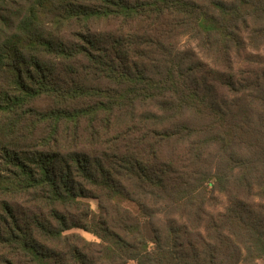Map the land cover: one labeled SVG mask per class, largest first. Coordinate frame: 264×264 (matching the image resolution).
Returning a JSON list of instances; mask_svg holds the SVG:
<instances>
[{"label": "trees", "instance_id": "1", "mask_svg": "<svg viewBox=\"0 0 264 264\" xmlns=\"http://www.w3.org/2000/svg\"><path fill=\"white\" fill-rule=\"evenodd\" d=\"M8 2L0 264L263 259L264 0Z\"/></svg>", "mask_w": 264, "mask_h": 264}, {"label": "rangeland", "instance_id": "2", "mask_svg": "<svg viewBox=\"0 0 264 264\" xmlns=\"http://www.w3.org/2000/svg\"><path fill=\"white\" fill-rule=\"evenodd\" d=\"M0 1H2V0H0ZM9 0H3V2H8ZM8 3H10V2H8ZM180 44L181 45H186V44H191V45H193V43L192 42H190V40L188 39V38H186V37H183L182 39H181V42H180ZM216 197L219 199V201H220V203L216 206V209H219V208H221L222 206H223V204L226 202V199H225V197L223 196V195H219V194H217L216 195ZM95 202V201H94ZM94 202H92L94 205H95V203ZM72 231H77V232H79L80 234H82L85 238H87V239H89V240H96V238L92 235V234H90V233H88V232H84V231H82V230H79V229H73V230H70L69 232H72ZM128 264H135L134 262H129ZM257 264H264V258L263 259H259L258 261H257Z\"/></svg>", "mask_w": 264, "mask_h": 264}]
</instances>
